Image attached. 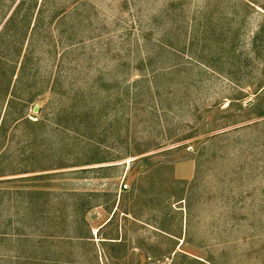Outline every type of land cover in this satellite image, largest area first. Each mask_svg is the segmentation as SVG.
<instances>
[{
  "label": "rangeland",
  "instance_id": "obj_1",
  "mask_svg": "<svg viewBox=\"0 0 264 264\" xmlns=\"http://www.w3.org/2000/svg\"><path fill=\"white\" fill-rule=\"evenodd\" d=\"M0 123V264H264V0H0Z\"/></svg>",
  "mask_w": 264,
  "mask_h": 264
},
{
  "label": "trees",
  "instance_id": "obj_2",
  "mask_svg": "<svg viewBox=\"0 0 264 264\" xmlns=\"http://www.w3.org/2000/svg\"><path fill=\"white\" fill-rule=\"evenodd\" d=\"M21 118V117H20ZM0 130H1V123H0Z\"/></svg>",
  "mask_w": 264,
  "mask_h": 264
}]
</instances>
